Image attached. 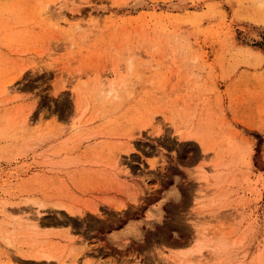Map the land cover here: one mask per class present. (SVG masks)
<instances>
[{"label": "rangeland", "instance_id": "374dc122", "mask_svg": "<svg viewBox=\"0 0 264 264\" xmlns=\"http://www.w3.org/2000/svg\"><path fill=\"white\" fill-rule=\"evenodd\" d=\"M134 1L0 0V264H264V0Z\"/></svg>", "mask_w": 264, "mask_h": 264}, {"label": "bare ground", "instance_id": "6f19581e", "mask_svg": "<svg viewBox=\"0 0 264 264\" xmlns=\"http://www.w3.org/2000/svg\"><path fill=\"white\" fill-rule=\"evenodd\" d=\"M178 1V0H177ZM174 2L175 4L177 3ZM181 1V0H179ZM184 1V0H183ZM145 2V0H144ZM182 2V1H181ZM190 2V1H189ZM146 3V2H145ZM143 4V0H135L134 1V6H140ZM182 4H184V2H182ZM146 5V4H145ZM178 5V4H177ZM179 6V5H178ZM177 7V6H176ZM185 7V6H184ZM172 8V7H171ZM179 8V7H178ZM183 8V7H182ZM181 8V9H182ZM46 15H47V12L49 13V9H45L44 10ZM44 13V15H45ZM254 34V33H253ZM251 34V35H253ZM9 92L8 89H5V94H7ZM30 116V115H29ZM28 115H25L24 118L21 120V127L24 129V128H27L30 124H31V118L29 117ZM28 129V128H27ZM25 131V130H24ZM22 132V131H21ZM197 172V176L198 178L200 179H205V177L200 173V171H196ZM215 184V183H214ZM36 214H40L39 210L36 211ZM21 219H24L25 222L30 225L32 228L34 227V229H38V227L40 226V220H39V217L38 216H35V215H32V216H25V217H22ZM42 221V220H41ZM202 245L200 244V240L197 241L196 243V247H195V250L197 251H200ZM182 251L179 252V254H181ZM75 262L77 263V259L75 260Z\"/></svg>", "mask_w": 264, "mask_h": 264}]
</instances>
